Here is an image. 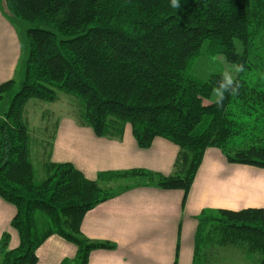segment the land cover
<instances>
[{"label":"trees","instance_id":"trees-1","mask_svg":"<svg viewBox=\"0 0 264 264\" xmlns=\"http://www.w3.org/2000/svg\"><path fill=\"white\" fill-rule=\"evenodd\" d=\"M177 3L1 0L9 20L24 27L27 57L20 80L0 83V102L11 94L0 111V197L15 206L10 224L19 239L9 247L3 232L0 264H36L53 234L76 247L60 264H87L91 251L115 247L81 231L85 213L116 195L103 184L140 176L182 190L184 202L208 147L264 168V0ZM204 42L237 67L230 83L220 73L202 80L187 71ZM57 91L78 99L79 122L98 136L120 140L130 125L141 148L155 137L176 144L172 173L132 168L91 179L71 162L47 159L36 178L24 106L31 98L55 101ZM197 219L192 264L227 260L233 250L264 264V208L202 210Z\"/></svg>","mask_w":264,"mask_h":264},{"label":"crops","instance_id":"crops-1","mask_svg":"<svg viewBox=\"0 0 264 264\" xmlns=\"http://www.w3.org/2000/svg\"><path fill=\"white\" fill-rule=\"evenodd\" d=\"M0 22L8 28L2 15ZM3 57L0 51V81L7 76H4L7 64ZM74 129L86 133L85 127ZM58 137L65 142L66 130L60 131ZM89 141L93 145L86 148L64 146V149L77 168L92 173L93 177L99 171L132 168L166 174L178 151L177 145L161 137L154 138L149 147L141 148L129 127L120 140L96 135L90 136ZM183 194L182 190L144 184L127 189L86 212L81 222L83 234L115 245L91 251L87 264H181V260L191 264L190 259L188 263L193 250L190 240L200 212L248 206L264 208V168L229 162L219 148L208 147L184 202ZM15 212V206L0 197V237L8 232L11 247L19 241L10 224ZM184 236L187 252L182 248ZM75 252L74 244L51 235L37 249L36 264H59Z\"/></svg>","mask_w":264,"mask_h":264},{"label":"rangeland","instance_id":"rangeland-1","mask_svg":"<svg viewBox=\"0 0 264 264\" xmlns=\"http://www.w3.org/2000/svg\"><path fill=\"white\" fill-rule=\"evenodd\" d=\"M0 15H2V18L7 20V24H8V28L6 29L5 26L3 25L4 23L0 22V51L1 54L4 55L3 58H5V62L7 64V71L4 72V76L5 75L7 76L2 81H0V83H2L3 81H6L11 78L15 80L21 79L24 69L25 59L27 57V46L25 42L24 27H18L9 20V18L1 8V0H0ZM257 58L258 57L254 59V62L258 60ZM187 71L191 75L202 80H206L211 74H217V73L223 74L228 80H231L237 75L238 69L234 64L227 62L222 54L214 53L210 48L208 42H204L200 46L198 55L192 58L191 61L189 62ZM57 93H58V98L55 101H44L37 98H31L26 102L24 106L23 118L26 121L31 139L30 157H31L35 177L38 179L43 178L45 175L43 171V163L45 160L51 159L56 162L72 161L71 157L66 156L64 146H77L79 148L81 147L86 148L88 146L93 145V143L89 141V137L90 136L96 137L91 126L83 125L79 122V107L77 105L78 99L75 96L64 92L57 91ZM217 95L218 92L214 90L212 95L213 98H216ZM10 97L11 94H4L0 102V111L5 110L9 106ZM203 102L206 103L205 100ZM77 126L85 127L86 133H80L75 131L74 128ZM127 127H129L131 130L130 125H127ZM63 129H65L67 132V139L65 142L60 140L59 137L57 138L59 132L60 131L63 132ZM71 163L75 166L73 162ZM94 165H96L95 162ZM78 169L81 171L79 167ZM147 171L159 172L148 169ZM172 171H173V166L166 174L162 172L159 173L168 175L172 173ZM82 173L86 177L91 179L98 178L97 176L98 173H96L94 177L92 173H86L84 171ZM144 184H146L147 186H155L152 183H148L146 178L140 176L123 178L115 182L103 184V186L105 187V189L111 190L114 194L116 193V195L118 194L120 195L122 192H124L127 189L140 187ZM120 189L123 190L120 191ZM248 207H253V206H248ZM242 208L245 207H241L237 209H242ZM226 209H233V208H226ZM13 230L15 231L16 236H18L16 230L15 229ZM190 243L193 245L194 248V235L191 238ZM182 248H183V252L185 251L187 252V240L185 236L183 238ZM188 251H189V241H188ZM205 251L206 248L203 249L202 253H204ZM225 254L228 257L227 260H222L219 259L218 256H214L211 264H255L250 260L246 262L247 260L245 261V259L238 256L234 250L233 252H226ZM213 255H215V253ZM73 256L74 254L72 256L71 255L65 256L63 259L69 258L70 260H72ZM237 257L239 258V260H237ZM189 259L190 261H193V250H192V258L190 257L188 258V263H189ZM199 259L201 260L202 257H200ZM252 259H254L253 255L251 257V260ZM181 264H185V262L181 260ZM199 264H205V263H203V261H199Z\"/></svg>","mask_w":264,"mask_h":264},{"label":"clouds","instance_id":"clouds-1","mask_svg":"<svg viewBox=\"0 0 264 264\" xmlns=\"http://www.w3.org/2000/svg\"><path fill=\"white\" fill-rule=\"evenodd\" d=\"M172 6L173 7H178L177 0H172ZM228 82L230 83V80Z\"/></svg>","mask_w":264,"mask_h":264}]
</instances>
